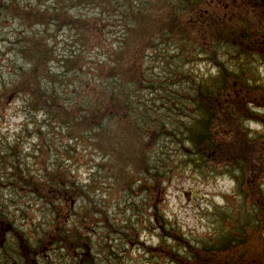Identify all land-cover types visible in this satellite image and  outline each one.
<instances>
[{
    "label": "trees",
    "instance_id": "1",
    "mask_svg": "<svg viewBox=\"0 0 264 264\" xmlns=\"http://www.w3.org/2000/svg\"><path fill=\"white\" fill-rule=\"evenodd\" d=\"M14 1L18 0H5L2 12L23 19L28 26L25 44L18 52L30 67L18 66L17 80L11 81L8 91L5 84L0 95L25 93L31 97L28 101L33 109L45 111L49 119L55 114L66 125L71 116L81 113L74 123L93 132L97 147L115 169L112 174L122 177V190L135 194L139 189L144 194L150 210L145 213L146 229L157 230L162 239V248L150 252L157 261L151 264H160L161 256L171 264H264V185L256 187L247 179L261 172L253 161L261 157L264 139L262 143V136L253 137L245 122L254 114L250 104L256 102L249 91L260 87L255 79L228 67L249 57L264 59V0H233L232 12H222L213 6V0H26L24 7ZM86 3L94 4L101 14L95 18L73 14V9ZM38 26L41 29L35 30ZM64 28L75 30L90 49H101L102 54L101 61L90 69L99 80L82 78L84 83L77 89L86 94L74 100L70 96L67 103L52 86L60 77L49 64L75 65L73 70L79 76L85 66L80 56L55 54L52 43L58 36H53ZM170 45L172 51L182 52L178 56L185 62L200 58L216 63L217 74L197 80L179 69L170 70V64L168 70L174 75L153 81L151 60ZM43 81L51 85L44 86ZM175 83L183 91L175 89ZM145 90L151 93L146 100L138 97ZM164 147L179 152V161L164 157L170 153ZM124 156L131 162L125 163ZM177 161L183 166V162L201 164V168L235 178L239 199L229 212H217V234L188 240L176 226L165 224L161 187L179 165ZM31 176L18 173L17 182L23 180L25 188L47 204L74 203L82 196L79 185L57 167L40 178L42 181ZM130 208L137 209L138 203H130ZM101 213L106 219L108 210ZM2 221L0 216V230ZM83 221L80 227L89 231L94 220L85 217ZM17 232L11 230L3 245L0 240V264H34L30 258L35 248L25 250L21 240L18 250L10 252L9 244L18 238ZM166 240L171 249L164 244ZM59 241L54 244L60 246L62 239ZM172 244L180 247L175 250Z\"/></svg>",
    "mask_w": 264,
    "mask_h": 264
},
{
    "label": "rangeland",
    "instance_id": "2",
    "mask_svg": "<svg viewBox=\"0 0 264 264\" xmlns=\"http://www.w3.org/2000/svg\"><path fill=\"white\" fill-rule=\"evenodd\" d=\"M1 1L5 2V0ZM37 1L30 0L29 2L36 3ZM16 2L24 7L26 0H18L13 3ZM4 12H1L3 14L0 13V90H3L5 84H7L6 91H8L10 90L8 85L11 81L17 80L15 69L20 65H28L26 59L18 50L25 44L24 37L29 28L23 19L17 18L15 20L14 17L11 18L9 14L7 15ZM99 13L101 14V11L94 7V4L86 3L73 9V14L86 18L98 17ZM39 29L41 28L38 26L35 30ZM56 36L58 37L55 43H52V38L49 37V42L53 44L55 54L64 58L80 56L85 66L83 73L79 76L73 70L75 65L49 64L60 77V82L52 84V86L65 97L64 100L66 101L62 100V102L67 103L70 96L74 100L80 99L86 94V90H81L80 93V90L77 89L79 85L84 83L82 81L84 78L93 81L99 80L90 69L95 66L97 61H101L102 54L101 49H90L84 43L82 37H78L73 29L64 28L58 31V35H54L53 39H56ZM171 48V45L165 49L162 48L159 51L158 58L155 60L152 58L150 72L154 75L153 81L165 80L173 76L174 74H171L168 70L170 64L172 65L170 70H180L184 74H188L189 77L195 76L197 80L202 78L203 75L207 77L217 74L216 63L214 64L206 59L204 61L199 60L200 58L185 62L179 57L182 52L172 51ZM170 50L172 52H169ZM18 61H22V63H18ZM228 67L233 71L242 73L247 79L253 78L259 81L255 84L264 89V72H262L264 59L249 57L242 60L241 63H233ZM212 69H215L214 73ZM184 74L181 73V76L184 77ZM5 76L8 78L7 81ZM23 83L25 82L23 81ZM43 85L49 86L51 84L43 81ZM173 87L183 91L182 86L180 87L176 83ZM261 88L259 90L251 88L252 90L249 91L251 93L250 97H253L256 101L252 105L253 108L256 107V111L253 115L254 120H249L247 125L254 132V136H259L261 133L260 136H263L264 139V92ZM146 90L139 92L138 97L146 100L151 94ZM78 93L81 95L79 96ZM29 98H31L29 95L15 91L8 92L7 95L3 93L0 95V216L4 220L1 222L3 225V229L0 230L1 244L3 245L4 241L9 238L7 233L15 229L19 231L17 232L18 238L13 239L9 244L10 252L13 253L18 250L17 244L21 240L25 250L31 251L35 248L36 253L31 254L33 255L32 260L30 258V262L34 264H151L156 261L155 255L150 252H152V249L162 248V239L160 234L158 238L157 230L146 229L148 223H146L145 213L149 209H146L147 203L143 200L144 194L142 191L137 189L135 194H129L122 190L123 187L119 184L122 177L119 178L117 172L114 175L112 174L115 169L106 162L108 158L103 156L102 151L97 147L93 132L84 130L86 128L84 124L80 127L74 123L79 120L80 112L70 117L71 122L69 124H62L57 121L55 114L49 119L45 111L33 109L34 106L28 101ZM15 100L20 101L19 106H15ZM28 107L32 110H29ZM41 112L44 113V118L37 119V114ZM20 114L25 116V120L17 122L14 117ZM28 124H31L32 128H29ZM17 127L20 128V131L13 132L12 129ZM9 135L15 138L14 142L10 143L8 141ZM33 135L38 137V142L32 145L33 151L24 152L23 145ZM102 137L106 139V136L103 135ZM68 139H71L73 143L65 145L64 142ZM164 149L170 152H165L164 157H172L171 159L179 161V152L171 148L166 149L164 147ZM53 154L56 155L57 159L52 163L61 171H66L69 181L75 182L83 190V192L79 191V193H82V196L78 199L79 202L77 200L74 203H63L62 206L57 203L54 205L47 204L34 196L31 190L26 189L23 180L20 184L17 182L18 173L32 175L31 177L36 181H42L41 176L44 177L46 173H51L49 161ZM97 154L105 159L96 162L94 156ZM61 157L71 159L77 167L94 165L97 172L92 174L91 183L88 185L78 184L76 174L72 173L69 168L64 167ZM29 160H31V163H29ZM127 160L128 156H124L125 163L131 162V160L126 162ZM183 163H186V166H183L181 161L178 162L179 165L174 167L170 178L161 187V194L164 196L162 203L163 219L168 227H171V225L176 226L188 240H193L192 238L216 232L214 231L216 220L220 218V214L218 215L217 212L232 210V207L237 205L239 190L236 183L232 194L211 192L208 188L209 185L213 188H217L221 184L227 186V182L233 180V176L226 172L209 171L207 168H201L203 167L201 164H198L199 167H197L191 162ZM253 165L257 169L261 168V172L258 177L249 176L247 179L249 182L255 183L257 187L259 183L264 184V146L261 149V157L253 161ZM43 168L47 171L43 172ZM200 185H204V187L201 188ZM98 190L99 195L97 194ZM5 191L11 193L8 198L10 203L25 205V208L21 210V217L32 225L30 232H24L17 228L15 222L5 215L3 206ZM214 195H221L225 199V205L216 206L212 203L211 198ZM181 196H183L185 203L180 204V208L183 209L189 204L193 205L190 210L191 218L196 224L204 228L203 232H193L187 224L181 227L176 217L173 221H168L165 217L164 212L169 208L171 199L174 198L179 204ZM11 197H15V199ZM133 202L138 203L137 209L130 208V203ZM201 202L212 203V206L210 209H201ZM77 204H79V208ZM37 205L39 206L37 207ZM85 205L87 207H84ZM33 209H35V213L41 215L42 219L40 221H35ZM102 209L108 210L106 219L103 218ZM53 213L52 221H49L47 217ZM85 217L94 220L87 228L89 231L80 227L81 223H84ZM69 221L72 222L71 228L68 227ZM53 222L52 228L45 227L46 224H52ZM81 230L83 231L82 234L81 232L78 234ZM30 237H35V246H33ZM66 238H68V241L64 243ZM59 239H62L60 246L54 244V242L60 243ZM153 240L158 242H152ZM79 244H84L86 247L84 249L72 248L73 245ZM164 244L171 249L169 240H166ZM172 247L177 250L180 246L172 244ZM19 252L22 253L20 249ZM160 264L171 263L167 262L164 256H161Z\"/></svg>",
    "mask_w": 264,
    "mask_h": 264
},
{
    "label": "clouds",
    "instance_id": "3",
    "mask_svg": "<svg viewBox=\"0 0 264 264\" xmlns=\"http://www.w3.org/2000/svg\"><path fill=\"white\" fill-rule=\"evenodd\" d=\"M18 63H22V61H18ZM25 67H30V65H25ZM212 72H215V69H212ZM262 72H264V69H262ZM7 76H5V80L7 81ZM10 86V85H9ZM15 106H19L20 101L19 100H15L14 101ZM37 119H42L44 118V113H38L36 116ZM14 119L19 122V121H24L25 120V116L23 114L17 115L16 117H14ZM29 128H32L31 124H28ZM13 132H19L20 128H13L12 129ZM15 138L11 135L8 136V141L10 143L14 142ZM38 142V137L36 135H33L30 140L25 143L23 145V150L24 152H31L33 151L32 145ZM65 145H70L73 143V141L71 139L66 140ZM57 159L56 155L53 154L51 156V159L49 161V170L53 171L55 170V164H53L52 162L55 161ZM61 159L63 160L64 163V167L69 168L70 171L72 173L76 174L77 177V183L78 184H82V185H88L89 183H91L92 181V174L97 172V168L92 165V166H82V167H77L76 165L73 164V161L71 159H68L66 157H61ZM102 159H105L103 157H101V155L97 154L94 156V160L96 162H100ZM29 163H31V160H29ZM129 171H131V167H129ZM41 178H43L41 176ZM137 183H140V181H137ZM236 186V182L234 180H230L227 182V186L221 184L219 187L217 188H213L211 185L208 186L209 191L211 192H220V193H229L232 194L233 193V189ZM201 188L204 187V185H200ZM97 194L99 195V190L97 192ZM105 195H107L105 193ZM11 196V193L8 191H5L4 193V197L5 199L3 200V206L5 209V215L13 220L15 222V225L17 228H20L22 231L24 232H30V229L32 227L31 224H29L26 220H24L21 217V210L25 208V205L22 203H17V204H13L9 202V197ZM12 199H15V197H11ZM212 203H214L216 206H223L225 205V199L222 198L221 195H214L211 198ZM58 204H60L61 206L63 205V201H57ZM184 198L183 196L180 197V201L179 204L177 203V201L172 198L171 199V204L169 205V208L165 210L164 215L167 218L168 221H173L174 217L178 218L179 222H180V226L183 227L185 224H187L193 232H203L204 228L200 227L198 224L195 223V221L191 218V209L193 208V205L189 204L187 205V207L181 209L180 208V204H184ZM212 203H204L201 202V209H210L212 206ZM39 205H37L38 207ZM77 207L79 208V204H77ZM33 213H35V209L32 210ZM54 216L53 214H50L47 219L49 221H52V217ZM34 219L35 221H40L42 219L41 215L39 213H35L34 215ZM53 224H46L45 227L46 228H52ZM68 227L71 228L72 227V222L69 221L68 223ZM143 238V237H142ZM30 239H32L33 241V246H35V237H30ZM152 242H158L153 240Z\"/></svg>",
    "mask_w": 264,
    "mask_h": 264
}]
</instances>
